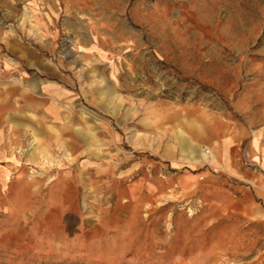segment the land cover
<instances>
[{
	"label": "rangeland",
	"instance_id": "obj_1",
	"mask_svg": "<svg viewBox=\"0 0 264 264\" xmlns=\"http://www.w3.org/2000/svg\"><path fill=\"white\" fill-rule=\"evenodd\" d=\"M0 264H264V0H0Z\"/></svg>",
	"mask_w": 264,
	"mask_h": 264
},
{
	"label": "bare ground",
	"instance_id": "obj_2",
	"mask_svg": "<svg viewBox=\"0 0 264 264\" xmlns=\"http://www.w3.org/2000/svg\"><path fill=\"white\" fill-rule=\"evenodd\" d=\"M197 156V155H196ZM199 157V156H198ZM187 159V158H186ZM196 160V159H195ZM188 161V160H187ZM202 161H205L206 163L212 165L213 164V161H209L208 160V157H205L204 155H202ZM186 163V162H185ZM190 163V162H188Z\"/></svg>",
	"mask_w": 264,
	"mask_h": 264
}]
</instances>
